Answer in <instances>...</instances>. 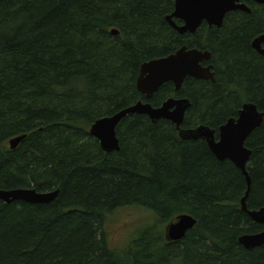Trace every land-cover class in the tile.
<instances>
[{
	"label": "trees",
	"instance_id": "obj_1",
	"mask_svg": "<svg viewBox=\"0 0 264 264\" xmlns=\"http://www.w3.org/2000/svg\"><path fill=\"white\" fill-rule=\"evenodd\" d=\"M247 3L250 13L230 11L219 28L180 35L165 20L174 0H0V189L58 191L48 203L0 201V264H264V244L238 241L264 229L241 209L246 177L204 140L146 115L119 122L118 151L104 152L89 132L139 100L187 98L180 128L216 135L245 102L264 112V57L251 47L264 34V6ZM183 45L211 52L215 81L187 77L178 91L167 82L147 101L136 89L141 63ZM24 134L15 148L6 143ZM245 146L246 206L259 209L264 119ZM125 206L150 210L157 227L183 213L196 223L177 241L144 228L115 250L103 223Z\"/></svg>",
	"mask_w": 264,
	"mask_h": 264
},
{
	"label": "water",
	"instance_id": "obj_2",
	"mask_svg": "<svg viewBox=\"0 0 264 264\" xmlns=\"http://www.w3.org/2000/svg\"><path fill=\"white\" fill-rule=\"evenodd\" d=\"M253 1L264 5V0ZM235 10L250 12V8L242 0H174V10L165 17V20L180 35L193 34L203 23L210 27H221L224 16ZM175 20H179L181 23L177 24ZM111 33L117 34L118 32L116 29H112ZM263 42L264 34H261L252 40L251 47L264 57ZM210 59L211 52L209 50L189 48L183 45L166 56L141 63L136 78V89L148 101L167 82H172L176 91L180 89L187 77L214 82L215 77L212 64L209 63ZM189 106L190 101L187 98L170 97L159 107H153L149 102L138 101L112 116L95 121L90 127V134L98 140L103 151L113 152L119 149L116 126L124 117L146 115L153 123L160 119L170 121L176 126L182 138L204 140L218 160L227 159L241 170L247 181L245 195L241 199V208L252 221L264 225V207L251 210L246 206L250 190V178L246 166L251 150L245 146L249 135L262 124L264 113L260 112L254 103L245 102L238 110L237 116L227 119L219 127L216 135L215 130L206 125L180 128ZM24 137L25 134L11 138L8 140L9 147L15 148ZM57 194V190L38 192L34 188L0 189V201L6 203L12 201L48 203ZM195 223L196 219L189 214L177 215L167 225L165 237L170 241L180 240L188 230L193 228ZM238 241L247 249L261 246L264 244V229L256 233H246L240 236Z\"/></svg>",
	"mask_w": 264,
	"mask_h": 264
},
{
	"label": "rangeland",
	"instance_id": "obj_3",
	"mask_svg": "<svg viewBox=\"0 0 264 264\" xmlns=\"http://www.w3.org/2000/svg\"><path fill=\"white\" fill-rule=\"evenodd\" d=\"M167 225L157 227L154 213L148 209L138 206H125L106 216L103 231L109 247L122 250L133 239L137 238L144 228L157 227L163 234H166Z\"/></svg>",
	"mask_w": 264,
	"mask_h": 264
},
{
	"label": "flooded vegetation",
	"instance_id": "obj_4",
	"mask_svg": "<svg viewBox=\"0 0 264 264\" xmlns=\"http://www.w3.org/2000/svg\"><path fill=\"white\" fill-rule=\"evenodd\" d=\"M244 3H246L247 4V6L250 8V11H251V7H250V5H248V3L247 2H252V3H254V4H257L255 1H253V0H242ZM257 5H261V4H257ZM262 6H264V5H262ZM235 11H241V10H235ZM244 12V11H243ZM247 13V12H246ZM250 13V12H249ZM210 27V26H209ZM213 27H215V26H213ZM207 81H209V80H207ZM139 101H141V100H139ZM138 102V101H137ZM159 107V106H158ZM260 112H263V111H260Z\"/></svg>",
	"mask_w": 264,
	"mask_h": 264
},
{
	"label": "bare ground",
	"instance_id": "obj_5",
	"mask_svg": "<svg viewBox=\"0 0 264 264\" xmlns=\"http://www.w3.org/2000/svg\"><path fill=\"white\" fill-rule=\"evenodd\" d=\"M170 15V14H169ZM168 16V15H167ZM190 101V100H189ZM136 103V102H135ZM191 104V103H190ZM133 105V104H132ZM125 109V108H124ZM121 111V110H120ZM119 112V111H118ZM264 113V112H263ZM116 114V113H115ZM97 121V120H96ZM93 124V123H92ZM91 124V125H92ZM91 127V126H90ZM209 127V126H208ZM192 128V127H191ZM194 128V127H193ZM89 132H90V130H89ZM199 140V139H198ZM105 152V151H104ZM109 153V152H108ZM245 195V194H244ZM247 203V202H246ZM242 209V208H241ZM251 210H253V209H251ZM244 235V234H243Z\"/></svg>",
	"mask_w": 264,
	"mask_h": 264
}]
</instances>
